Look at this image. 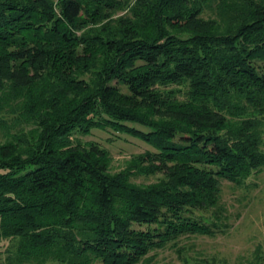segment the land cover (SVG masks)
I'll return each mask as SVG.
<instances>
[{"label": "trees", "instance_id": "16d2710c", "mask_svg": "<svg viewBox=\"0 0 264 264\" xmlns=\"http://www.w3.org/2000/svg\"><path fill=\"white\" fill-rule=\"evenodd\" d=\"M94 129L151 149L112 172ZM263 129L264 0H0V264H152L223 231Z\"/></svg>", "mask_w": 264, "mask_h": 264}, {"label": "rangeland", "instance_id": "374dc122", "mask_svg": "<svg viewBox=\"0 0 264 264\" xmlns=\"http://www.w3.org/2000/svg\"><path fill=\"white\" fill-rule=\"evenodd\" d=\"M75 137L105 148L109 152L112 172L124 169L135 154L151 149L139 139L112 131L94 129L89 135L75 134ZM158 177L157 174H140L132 176L131 180L147 184ZM220 194L224 208L220 218L228 224L227 228L213 236L182 237L176 247L167 246L151 252L155 253L152 264H248L256 251L264 253V170L253 172L240 185L221 180ZM194 213L208 215L201 210ZM10 245L9 241L0 244L1 262L6 256L4 250Z\"/></svg>", "mask_w": 264, "mask_h": 264}]
</instances>
